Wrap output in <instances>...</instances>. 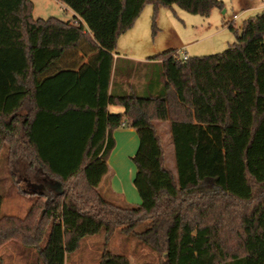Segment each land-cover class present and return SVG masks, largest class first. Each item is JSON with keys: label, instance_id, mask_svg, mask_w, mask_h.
<instances>
[{"label": "trees", "instance_id": "16d2710c", "mask_svg": "<svg viewBox=\"0 0 264 264\" xmlns=\"http://www.w3.org/2000/svg\"><path fill=\"white\" fill-rule=\"evenodd\" d=\"M58 1L73 19L35 18L33 0H0V154L17 184L26 166L62 189L26 192L38 196L24 217L2 213L0 196V247L21 240L43 264H66L85 237L120 228L163 256L142 264H264V10L240 29L229 22L236 41L222 52L184 59L172 48L139 62L114 54L146 4L207 16L224 1ZM121 126L140 138L141 204L101 188ZM98 264L133 263L105 249Z\"/></svg>", "mask_w": 264, "mask_h": 264}, {"label": "rangeland", "instance_id": "374dc122", "mask_svg": "<svg viewBox=\"0 0 264 264\" xmlns=\"http://www.w3.org/2000/svg\"><path fill=\"white\" fill-rule=\"evenodd\" d=\"M223 1V7L227 9L224 14H222L221 9L215 8L207 16L189 12L176 3L172 6L159 5L156 13L153 4H146L133 26L119 36L120 41L125 42L127 46L133 45V47H138L141 44V48L144 49L141 53L143 54L141 61L146 59L147 56L150 57L172 48H177L179 54L182 53L181 51H185L190 56L222 52L236 41L235 32L228 25L235 14L238 15L232 21L235 23L236 28L240 29L246 19L264 10V0ZM32 12L35 18L46 19L50 16H56L64 20L73 19L72 10L65 3L58 0H33ZM154 15L155 25L153 22ZM132 35H135L136 41L133 38L131 39ZM115 108L124 109L123 106L118 105L113 106V109ZM156 127L163 141L166 164L171 170L176 171L170 125L167 121H162L156 122ZM139 145L140 138L138 137V141H135L134 152L137 151ZM5 153L6 149H3L0 154L2 213L24 217L38 196V194L29 195L26 192L32 193L45 189H53L55 192H59V183L46 174L36 172L35 168L30 169L23 166L22 181L17 184L11 178V174L8 173L9 166ZM119 154L128 157L129 160H125L126 162L121 163L118 168L115 158ZM129 157L126 152L121 150L115 152L113 157L110 156L108 163L112 175L102 181L101 188L111 182L108 192L104 188L106 198L118 203L141 204L139 192L133 184L137 172L136 165L133 156ZM114 165L116 166L114 167ZM119 185L124 190L121 191ZM131 191L134 192L138 201H135V199L134 201L130 200ZM138 229H142V227ZM44 238L42 244H45L47 240L46 236ZM105 249L116 254L127 255L133 264L159 263L163 257L162 254L145 244L134 233H126L117 228L109 237L106 235L105 230H101L99 234L85 237L80 248L69 255L66 264H98ZM0 264L43 263L39 258L37 249L26 245L20 240L9 241L0 247Z\"/></svg>", "mask_w": 264, "mask_h": 264}, {"label": "crops", "instance_id": "0c3cea01", "mask_svg": "<svg viewBox=\"0 0 264 264\" xmlns=\"http://www.w3.org/2000/svg\"><path fill=\"white\" fill-rule=\"evenodd\" d=\"M248 9H250V8H248ZM221 11H222V14H224L227 11V9L223 8V10H221ZM72 13H73V18H74V16L76 14H75V12L73 10H72ZM235 15H238V14H235ZM132 36H131V39L133 38L136 41L135 35H132ZM137 43H139V42H137ZM143 50L144 49L141 48V44H139L138 47H136V46L133 47V45L127 46V44H125V42H121L120 41V38H119V40H118L117 53H115L114 56L115 57L118 56V58L119 57H121V58L122 57H125V58H128L129 57V58H132V59H134L136 61L144 62L147 58H149V56H147L146 59H144V60L141 61V59H143V54H141L143 52ZM82 54L83 53L80 52V56ZM186 54L188 56H190L187 52H186ZM83 57H84V62H88L89 61V59H88L89 56L83 55ZM143 80L142 81H139L140 82V85H139L140 86V89H143L145 87V80L144 81ZM113 106H116V105L113 104V105H109L108 106L110 112H112V113L113 112H117V113H123L124 112V109H121V108H115V109H113ZM118 106H120V105H118ZM137 136H138L137 135V129H135L133 127L126 128L124 126H121V127L117 128V129H115L114 130V133H113V137L116 139V145L114 147V150L111 152L112 157H113L114 153L117 152L118 150H121L123 152H126L130 156L129 158H131L132 156H134V153H135L134 152L135 151V148H134L135 147V141H138V137ZM115 159H116L115 160V163H117L116 165H117L118 168H119V166H120L121 163L124 164L126 162L125 160H129L128 157H126L124 155H121V154L117 155V158H115ZM116 165H114V167ZM112 167H113V164H112ZM35 170H36V172H39V173L41 172L38 169H35ZM109 171L110 172L104 177V179H106L108 176L112 175L111 174L112 171H111L110 165H109ZM43 174H45V173H43ZM108 183H109V185L108 184H105L104 185V188L106 190L109 189V187H111V182H108ZM118 187L120 188L121 191L124 190V188L122 189V187H120V185ZM58 189H59V191L62 190L60 188V184L58 186ZM134 199H135V201H138L137 200V197L134 195V192L131 191V199L130 200L131 201H134Z\"/></svg>", "mask_w": 264, "mask_h": 264}, {"label": "built area", "instance_id": "2783aa9c", "mask_svg": "<svg viewBox=\"0 0 264 264\" xmlns=\"http://www.w3.org/2000/svg\"><path fill=\"white\" fill-rule=\"evenodd\" d=\"M236 17H237V15H234L233 20H235ZM179 55L182 56L184 59H188L189 58V56L186 54L185 51H182V53L179 54Z\"/></svg>", "mask_w": 264, "mask_h": 264}]
</instances>
